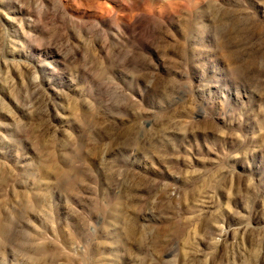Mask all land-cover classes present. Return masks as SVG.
Masks as SVG:
<instances>
[{
    "label": "rangeland",
    "instance_id": "374dc122",
    "mask_svg": "<svg viewBox=\"0 0 264 264\" xmlns=\"http://www.w3.org/2000/svg\"><path fill=\"white\" fill-rule=\"evenodd\" d=\"M0 264H264V0H0Z\"/></svg>",
    "mask_w": 264,
    "mask_h": 264
}]
</instances>
